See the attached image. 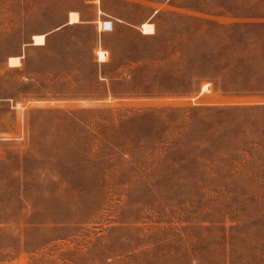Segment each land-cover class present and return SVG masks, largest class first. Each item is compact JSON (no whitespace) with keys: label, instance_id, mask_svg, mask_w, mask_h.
<instances>
[{"label":"rangeland","instance_id":"1","mask_svg":"<svg viewBox=\"0 0 264 264\" xmlns=\"http://www.w3.org/2000/svg\"><path fill=\"white\" fill-rule=\"evenodd\" d=\"M0 264H264V0H0Z\"/></svg>","mask_w":264,"mask_h":264},{"label":"bare ground","instance_id":"2","mask_svg":"<svg viewBox=\"0 0 264 264\" xmlns=\"http://www.w3.org/2000/svg\"><path fill=\"white\" fill-rule=\"evenodd\" d=\"M80 21V17H79V13L77 12H71L70 13V19H69V23H76ZM103 23H101V28L100 30L102 31V27ZM142 31L143 33L146 34H152L155 33V26L153 23L150 22H144L142 24ZM46 41V34H36L34 36V44L36 45H43L45 44ZM103 51H99V56L101 60H104V56H103ZM20 56H12L9 60V63L11 66H16L18 64H20Z\"/></svg>","mask_w":264,"mask_h":264},{"label":"built area","instance_id":"3","mask_svg":"<svg viewBox=\"0 0 264 264\" xmlns=\"http://www.w3.org/2000/svg\"><path fill=\"white\" fill-rule=\"evenodd\" d=\"M113 29V25H112V21H110V20H105L104 22H103V28H102V30L103 31H110V30H112Z\"/></svg>","mask_w":264,"mask_h":264},{"label":"trees","instance_id":"4","mask_svg":"<svg viewBox=\"0 0 264 264\" xmlns=\"http://www.w3.org/2000/svg\"><path fill=\"white\" fill-rule=\"evenodd\" d=\"M242 26H246V23H232L230 25L231 28H237V27H242ZM241 64V63H240ZM240 68H243V64L240 66ZM239 68V69H240Z\"/></svg>","mask_w":264,"mask_h":264},{"label":"crops","instance_id":"5","mask_svg":"<svg viewBox=\"0 0 264 264\" xmlns=\"http://www.w3.org/2000/svg\"><path fill=\"white\" fill-rule=\"evenodd\" d=\"M67 24H71V23H69V19H68V22H67ZM112 25H113V27H114V23H113V21H112ZM59 29V28H58ZM113 30V29H112ZM101 31V30H100ZM111 31V30H110Z\"/></svg>","mask_w":264,"mask_h":264}]
</instances>
